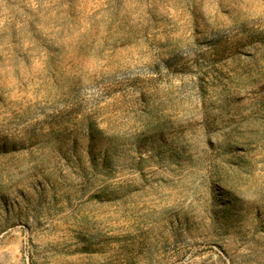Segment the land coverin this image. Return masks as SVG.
I'll return each mask as SVG.
<instances>
[{"label":"rangeland","instance_id":"obj_1","mask_svg":"<svg viewBox=\"0 0 264 264\" xmlns=\"http://www.w3.org/2000/svg\"><path fill=\"white\" fill-rule=\"evenodd\" d=\"M0 264H264V0H0Z\"/></svg>","mask_w":264,"mask_h":264}]
</instances>
